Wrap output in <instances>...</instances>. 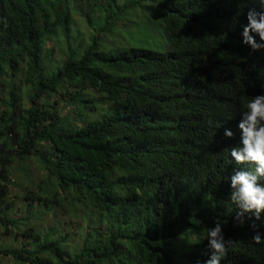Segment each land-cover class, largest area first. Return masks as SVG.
Instances as JSON below:
<instances>
[{
	"label": "trees",
	"instance_id": "16d2710c",
	"mask_svg": "<svg viewBox=\"0 0 264 264\" xmlns=\"http://www.w3.org/2000/svg\"><path fill=\"white\" fill-rule=\"evenodd\" d=\"M253 7L261 10L258 0H0V228L24 240L0 249V264H204L217 218L233 241L221 264H264L255 217L239 224L229 198L234 171L256 168L230 156L244 105L264 94V49L253 52L241 35ZM136 9L162 27L169 50L103 51ZM74 14L93 28L86 48L77 38L80 48L69 45ZM59 37L65 64L52 69ZM20 74L26 106L20 86L5 81ZM31 159L47 178L17 219L12 176ZM68 205L98 217L72 253L58 228L32 226ZM256 223L264 233V214Z\"/></svg>",
	"mask_w": 264,
	"mask_h": 264
},
{
	"label": "rangeland",
	"instance_id": "374dc122",
	"mask_svg": "<svg viewBox=\"0 0 264 264\" xmlns=\"http://www.w3.org/2000/svg\"><path fill=\"white\" fill-rule=\"evenodd\" d=\"M72 19V40L69 45L74 49L80 48L78 47L79 43L75 39L77 38L78 41L83 42V48H86L90 42V38L93 36V28L87 19L81 15L74 14ZM161 29L162 27L157 24V21L151 20L145 11L139 9L130 10L127 13L126 21L117 23L116 32L111 35L109 34L108 38H103L106 45L101 48L103 51H106L113 48L136 46L159 53H166L169 50V45L166 39H161L158 32ZM57 43L60 45L56 48L52 59L47 63L48 67L52 69L56 63L59 66H64L65 64V55L62 50L67 48V44L63 41L62 37L58 38ZM52 47H54V43H51L50 48ZM24 80V74H20L17 79L7 77L5 81L8 84H15L16 82L20 86L21 91L19 96L26 106L28 105V87L24 84ZM5 94H7V91H4L0 87V95L6 97ZM46 178L47 176L42 166L33 159L29 160L24 167L18 163L15 164L14 175L12 176L14 184L10 187V202L13 201L15 204L14 218L22 219L28 217L31 204L29 200L33 199L36 196L35 194H38L39 187ZM89 212L69 209V205L64 210L62 208H52L51 210L43 211L39 217H36L32 226L35 228L34 230L40 231L43 234H47L50 229L58 228L54 232L55 236L67 240L65 247L72 253L78 246L83 245L84 240L91 233L89 225L98 219L97 215L93 213H90L91 215L87 217ZM99 228L103 229L104 226L99 225ZM13 232L12 227L9 229L0 228V249L19 250L22 248L24 243L22 235H17V233ZM1 264L21 263H18L11 256H4Z\"/></svg>",
	"mask_w": 264,
	"mask_h": 264
},
{
	"label": "clouds",
	"instance_id": "9594fccd",
	"mask_svg": "<svg viewBox=\"0 0 264 264\" xmlns=\"http://www.w3.org/2000/svg\"><path fill=\"white\" fill-rule=\"evenodd\" d=\"M256 2V0H253ZM261 10L255 7L247 12V23L243 25L241 33L243 44L249 46L253 52L264 49V0H258ZM259 37V41L256 39ZM238 129L240 131L239 145L230 150V156L237 165L256 166L255 173L239 168L234 171L230 179V201L239 211L236 220L244 224L245 213L251 214V229L254 233L252 240L261 244L264 243V233L259 230L256 221L264 214V183L260 178L264 177V94L255 95L244 105ZM225 137L232 139L235 133L226 128ZM227 223V221H225ZM208 259L204 264H221L228 256L229 248L233 241L226 240L223 232V225L219 218L215 221V227L208 230ZM199 264V262H198Z\"/></svg>",
	"mask_w": 264,
	"mask_h": 264
}]
</instances>
